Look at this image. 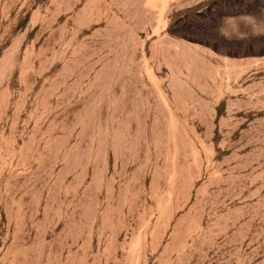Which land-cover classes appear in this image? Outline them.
<instances>
[{"label": "rangeland", "instance_id": "rangeland-1", "mask_svg": "<svg viewBox=\"0 0 264 264\" xmlns=\"http://www.w3.org/2000/svg\"><path fill=\"white\" fill-rule=\"evenodd\" d=\"M0 264H264V0H0Z\"/></svg>", "mask_w": 264, "mask_h": 264}]
</instances>
